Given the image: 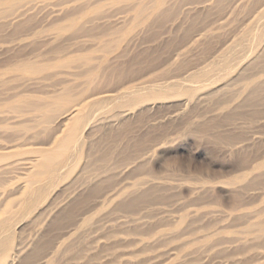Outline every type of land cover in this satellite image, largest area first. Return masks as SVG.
Masks as SVG:
<instances>
[{
  "label": "rangeland",
  "instance_id": "rangeland-1",
  "mask_svg": "<svg viewBox=\"0 0 264 264\" xmlns=\"http://www.w3.org/2000/svg\"><path fill=\"white\" fill-rule=\"evenodd\" d=\"M0 260L264 264V0H0Z\"/></svg>",
  "mask_w": 264,
  "mask_h": 264
},
{
  "label": "bare ground",
  "instance_id": "bare-ground-1",
  "mask_svg": "<svg viewBox=\"0 0 264 264\" xmlns=\"http://www.w3.org/2000/svg\"><path fill=\"white\" fill-rule=\"evenodd\" d=\"M107 97V96H106ZM104 98V97H103ZM81 110H82V107H74L71 111H70V113H69V118L66 120V122H65V124H64V126H68V125H72V124H74V123H76V121H77V119L79 118V115H80V112H81ZM71 122V123H70ZM71 133V132H70ZM69 133V135H67L65 138L63 137V139L61 138V140L59 139V145L58 146H56V147H58V150L60 151V152H62V151H65V149L67 148V147H71L70 146V144H73V141H74V137H73V135H71ZM76 143V142H75ZM74 143V144H75ZM77 144V143H76ZM36 152H40V158H41V161H44V160H46V155H47V150H45V149H38V150H36ZM41 165H42V163L40 164V161H39V159H36V157H34V158H32V159H30V162H29V164H28V168H27V170L26 171H28V174H30V173H32V172H35V173H40V167H41ZM38 168V170H36ZM33 184V182L32 181H27V185L26 184H24V186L22 187L21 186V188H23V193H26V191H28V188H30V186ZM21 250H18L17 252L18 253H22V252H20ZM16 252V251H15ZM14 254V253H13ZM20 255V254H19ZM12 256V255H11ZM10 256V257H11ZM17 256V253H16V255H14V257H16ZM10 257H8V259L10 258ZM14 257H13V259H14ZM5 258H7V257H5ZM7 259V260H8ZM12 259V258H11ZM1 261V260H0ZM1 263V262H0ZM6 263V262H5Z\"/></svg>",
  "mask_w": 264,
  "mask_h": 264
}]
</instances>
